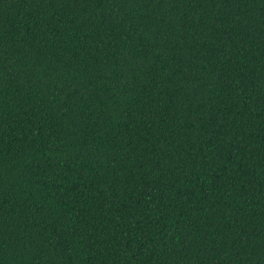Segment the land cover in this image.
Listing matches in <instances>:
<instances>
[{
	"label": "trees",
	"instance_id": "16d2710c",
	"mask_svg": "<svg viewBox=\"0 0 264 264\" xmlns=\"http://www.w3.org/2000/svg\"><path fill=\"white\" fill-rule=\"evenodd\" d=\"M0 264H264V0H0Z\"/></svg>",
	"mask_w": 264,
	"mask_h": 264
}]
</instances>
